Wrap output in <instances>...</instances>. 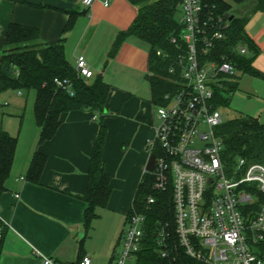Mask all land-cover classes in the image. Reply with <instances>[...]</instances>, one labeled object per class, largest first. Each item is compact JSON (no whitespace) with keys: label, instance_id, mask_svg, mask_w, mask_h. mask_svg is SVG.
Instances as JSON below:
<instances>
[{"label":"crops","instance_id":"crops-1","mask_svg":"<svg viewBox=\"0 0 264 264\" xmlns=\"http://www.w3.org/2000/svg\"><path fill=\"white\" fill-rule=\"evenodd\" d=\"M69 11L78 15L64 33ZM137 11L128 0H95L89 7H84L82 0H0V58L11 22L34 27L41 42L53 45L64 38L70 64L76 68L77 58L82 56L92 72L88 81L100 77L110 87L102 116L88 109L66 111L55 134L40 144V128L33 116L23 136L27 135L26 143L17 137L10 174L0 196V224L5 226L0 264H43V257L56 264H77L82 255H89L92 264H113L127 211L145 172L148 142L155 136L147 78L149 45L134 35L117 42ZM245 33L256 48L252 65L264 73V11L251 14ZM244 49L248 57L253 55L247 46ZM253 78L256 81L246 85L247 91L255 93L252 100L262 102L263 111L248 115L264 122V79ZM146 86L147 93H141ZM100 122L106 127L102 158L111 193L87 230L82 195ZM36 150L45 154L46 161L34 183L25 174Z\"/></svg>","mask_w":264,"mask_h":264},{"label":"trees","instance_id":"trees-1","mask_svg":"<svg viewBox=\"0 0 264 264\" xmlns=\"http://www.w3.org/2000/svg\"><path fill=\"white\" fill-rule=\"evenodd\" d=\"M21 2L23 0H12ZM137 6V15L128 29L121 31L117 42L128 35H134L149 45L148 75L151 102L160 103L162 95L172 87L165 79L167 61L156 55L157 50L176 52L171 37L179 36L181 25L175 17L181 0H128ZM216 16L227 20L223 37L215 42L208 56L218 63L229 62L235 73L226 75L213 93V103L220 110L229 106L232 95L239 90L241 74H250L264 79V73L253 67L252 60L256 48L245 33V26L251 14L264 11V0H202ZM246 6L245 11L239 7ZM225 14H228L226 17ZM78 15L69 11L63 32L73 26ZM232 16L231 19L228 17ZM4 51L0 58V92L12 90H33V116L40 128L38 143L50 139L60 125L62 113L75 109H88L101 112L106 108L109 84L96 78L86 80L77 68L65 57L64 38L56 44L41 42L38 30L11 22L4 34ZM247 46L253 55L248 57L241 52ZM55 79L67 80L65 87L56 84ZM102 116V114H101ZM223 143L222 160L228 166L233 165L238 157H245L249 162L264 163V122L248 114H239L224 120L217 128ZM106 139V127L100 122L98 133L90 155L88 182L82 199L86 202L83 211V223L87 230L97 209L106 207L111 193L110 177L103 164L102 152ZM17 146V136L0 130V196L5 190V181L10 174ZM154 153L157 155L158 150ZM46 156L36 150L30 160L25 178L37 183L45 165ZM154 198L147 203V198ZM171 188L157 190L153 188V175L144 172L134 193L126 217L132 213L145 216L144 234L139 250L135 253L134 264H205L188 256L178 245L175 233L171 200ZM258 203L252 206L256 208ZM0 236V253L4 239L5 226ZM164 226L170 233L167 238V256H161L157 244L156 231ZM83 256V255H82ZM81 256V257H82ZM81 257L78 259L77 264Z\"/></svg>","mask_w":264,"mask_h":264},{"label":"built area","instance_id":"built-area-1","mask_svg":"<svg viewBox=\"0 0 264 264\" xmlns=\"http://www.w3.org/2000/svg\"><path fill=\"white\" fill-rule=\"evenodd\" d=\"M94 1L82 4L89 7ZM179 11L181 31L170 39L176 52L156 51L168 63L165 79L172 87L160 103H152L155 136L148 142V152L158 153L153 171L145 172L153 175L154 189L171 188L175 233L188 256L205 264H264V163L238 157L228 166L216 135L224 120L212 100L214 89L235 69L208 54L223 37L227 20L210 12L202 0H181ZM76 68L86 80L91 77L82 56ZM55 82L62 87L68 83ZM153 201L147 198V203ZM255 203L258 206L252 209ZM144 224L141 213L126 217L113 264H127L135 257ZM1 231L0 225V236ZM169 236L164 226L156 231L164 257ZM43 264L56 263L43 257ZM78 264H92L91 257L83 255Z\"/></svg>","mask_w":264,"mask_h":264},{"label":"rangeland","instance_id":"rangeland-1","mask_svg":"<svg viewBox=\"0 0 264 264\" xmlns=\"http://www.w3.org/2000/svg\"><path fill=\"white\" fill-rule=\"evenodd\" d=\"M175 17L177 19L181 18L180 11H177ZM252 81L256 80L248 74H243L240 77L239 90L232 95L229 106L220 108L223 120L233 118L239 114H250V112H256V115H258L259 110L260 112L263 111L262 102L252 100L256 98V96H253L255 93L251 89L247 91L246 85L250 87ZM147 86L141 93H147ZM20 92L21 94H19L18 90L12 89L0 92V129L16 136L18 135L19 141H25L26 143L27 135L26 138H23V136L25 133L27 134L28 121L33 120L32 106L34 92L33 90H20ZM20 115H22V118ZM260 119H263V117ZM153 120H155V117ZM134 259H130L127 264H134Z\"/></svg>","mask_w":264,"mask_h":264},{"label":"water","instance_id":"water-1","mask_svg":"<svg viewBox=\"0 0 264 264\" xmlns=\"http://www.w3.org/2000/svg\"><path fill=\"white\" fill-rule=\"evenodd\" d=\"M225 16L227 17L228 14H225ZM231 18H232V16L228 17V19H231ZM155 163H156V154L150 153L147 157V161L145 164V171L152 172L154 169Z\"/></svg>","mask_w":264,"mask_h":264}]
</instances>
